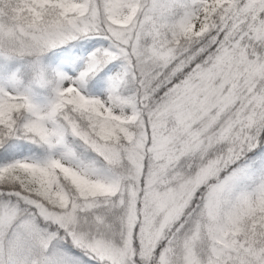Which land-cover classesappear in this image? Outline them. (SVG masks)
I'll return each instance as SVG.
<instances>
[{"label":"snow or ice","instance_id":"1","mask_svg":"<svg viewBox=\"0 0 264 264\" xmlns=\"http://www.w3.org/2000/svg\"><path fill=\"white\" fill-rule=\"evenodd\" d=\"M0 264H264V0H0Z\"/></svg>","mask_w":264,"mask_h":264}]
</instances>
